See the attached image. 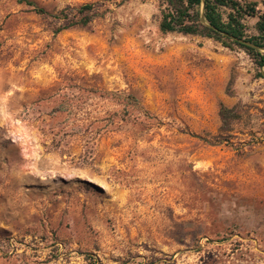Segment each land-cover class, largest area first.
Segmentation results:
<instances>
[{
	"label": "rangeland",
	"instance_id": "374dc122",
	"mask_svg": "<svg viewBox=\"0 0 264 264\" xmlns=\"http://www.w3.org/2000/svg\"><path fill=\"white\" fill-rule=\"evenodd\" d=\"M33 1L103 15L0 0V264H264V66L157 0Z\"/></svg>",
	"mask_w": 264,
	"mask_h": 264
},
{
	"label": "trees",
	"instance_id": "16d2710c",
	"mask_svg": "<svg viewBox=\"0 0 264 264\" xmlns=\"http://www.w3.org/2000/svg\"><path fill=\"white\" fill-rule=\"evenodd\" d=\"M32 7L39 14L57 19H67L65 26L58 27L55 32L71 26H85L94 17L103 12L94 11V3H83L66 6L57 12H51L37 5L33 0H19ZM159 6L158 29L162 33L176 32L183 35L200 36L219 42L222 46L243 50L258 66H264V11L258 9L255 0H157ZM264 4V0H263ZM69 14L79 15L76 19ZM254 18L250 25L249 19ZM258 76L264 77L262 72ZM233 79L227 85V93L232 94ZM136 100L132 95L129 96ZM239 104L231 107L219 103L218 116L220 124L213 139L199 136L209 144L226 142L233 123L243 116Z\"/></svg>",
	"mask_w": 264,
	"mask_h": 264
}]
</instances>
